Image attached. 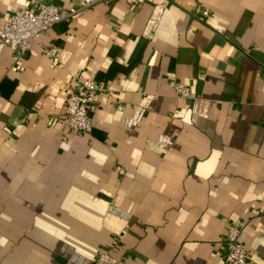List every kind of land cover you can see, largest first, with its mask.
<instances>
[{
  "label": "crops",
  "instance_id": "0c3cea01",
  "mask_svg": "<svg viewBox=\"0 0 264 264\" xmlns=\"http://www.w3.org/2000/svg\"><path fill=\"white\" fill-rule=\"evenodd\" d=\"M164 1L97 0L22 57L0 40V264H226L230 223L264 264V0H171L148 35ZM78 72L105 89L64 139Z\"/></svg>",
  "mask_w": 264,
  "mask_h": 264
},
{
  "label": "built area",
  "instance_id": "2783aa9c",
  "mask_svg": "<svg viewBox=\"0 0 264 264\" xmlns=\"http://www.w3.org/2000/svg\"><path fill=\"white\" fill-rule=\"evenodd\" d=\"M110 2L111 0H103ZM142 2L143 0H138ZM165 0L154 6L145 31L152 35L158 26L165 5ZM97 0H84L80 6L61 7L46 0H31V5L15 9L7 21L0 25V40L16 51L19 57L24 56L31 48L32 41L47 33L55 25L68 21L81 11L93 6ZM208 11L206 10L205 13ZM42 51L52 59L54 64H63L61 48L57 45L43 46ZM15 68V67H14ZM176 93L181 97H191V87L185 83L172 81ZM105 89L104 83L97 82L78 72L74 76L72 88L66 98V108L61 119L67 127L64 139L71 133H89L93 129L90 107L96 101L97 93ZM60 119H56L59 121ZM264 121V118H263ZM242 228L230 223L226 236V264H252L247 249L241 241ZM94 264H114L111 250L102 251Z\"/></svg>",
  "mask_w": 264,
  "mask_h": 264
}]
</instances>
